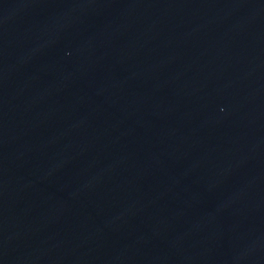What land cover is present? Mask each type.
I'll return each instance as SVG.
<instances>
[{
	"label": "water",
	"instance_id": "95a60500",
	"mask_svg": "<svg viewBox=\"0 0 264 264\" xmlns=\"http://www.w3.org/2000/svg\"><path fill=\"white\" fill-rule=\"evenodd\" d=\"M0 264H264V0H0Z\"/></svg>",
	"mask_w": 264,
	"mask_h": 264
}]
</instances>
